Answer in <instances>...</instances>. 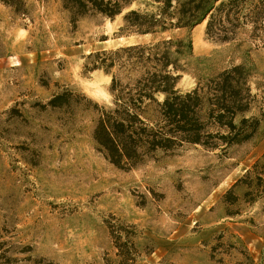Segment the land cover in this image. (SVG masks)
<instances>
[{"label":"rangeland","instance_id":"obj_1","mask_svg":"<svg viewBox=\"0 0 264 264\" xmlns=\"http://www.w3.org/2000/svg\"><path fill=\"white\" fill-rule=\"evenodd\" d=\"M27 3L23 17L0 2V264H119L108 221L135 231L136 264H264V199L224 201L262 158L264 122L227 156L187 144L131 170L115 166L95 149L92 112L67 123L38 103L68 88L110 105L111 76L86 70V56L130 43L116 35L122 19L85 16L74 27L61 0ZM204 22L190 31L194 48L178 87L245 62L263 99L255 88L264 79L260 40L244 33L216 41ZM246 190L234 192L242 198Z\"/></svg>","mask_w":264,"mask_h":264},{"label":"trees","instance_id":"obj_2","mask_svg":"<svg viewBox=\"0 0 264 264\" xmlns=\"http://www.w3.org/2000/svg\"><path fill=\"white\" fill-rule=\"evenodd\" d=\"M17 15L30 13L27 0H0ZM76 27L85 16L115 20L122 15L116 35L150 39L90 52L85 68L111 76L110 105H101L83 93L64 89L53 94L42 110L51 108L74 123L81 112H92L95 149L115 166L131 170L159 153L172 154L184 145L219 150L227 156L233 147L255 138L264 122V96L254 92L255 67L232 64L182 90L186 71L183 58L193 52L190 31L207 20L206 34L216 41L234 42L244 33L264 46V0H61ZM174 31H187L178 36ZM264 78V77H263ZM46 84V83H44ZM263 89L264 79L256 82ZM254 109L258 115H248ZM247 187L241 198L234 189ZM264 199V154L224 194L231 206L243 200ZM229 214L236 212L228 209ZM119 264H136V233L122 223L108 221ZM133 226V225H132ZM134 228V227H133ZM125 233V238L123 234ZM27 247L24 250H29ZM3 257V256H2ZM10 259L7 258V262Z\"/></svg>","mask_w":264,"mask_h":264},{"label":"water","instance_id":"obj_3","mask_svg":"<svg viewBox=\"0 0 264 264\" xmlns=\"http://www.w3.org/2000/svg\"><path fill=\"white\" fill-rule=\"evenodd\" d=\"M120 19H122V15H120ZM129 37H131V38H129V40H128V42H132V43H134V42H136L135 41V39H134V36H129ZM138 37H142L141 35H138Z\"/></svg>","mask_w":264,"mask_h":264},{"label":"bare ground","instance_id":"obj_4","mask_svg":"<svg viewBox=\"0 0 264 264\" xmlns=\"http://www.w3.org/2000/svg\"><path fill=\"white\" fill-rule=\"evenodd\" d=\"M205 22H203L202 24H204ZM202 24H200V25H202Z\"/></svg>","mask_w":264,"mask_h":264}]
</instances>
